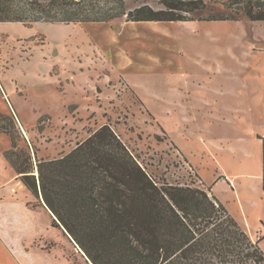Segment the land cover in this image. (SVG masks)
<instances>
[{"label":"rangeland","instance_id":"1","mask_svg":"<svg viewBox=\"0 0 264 264\" xmlns=\"http://www.w3.org/2000/svg\"><path fill=\"white\" fill-rule=\"evenodd\" d=\"M166 1L0 0L2 156L9 153L20 166L27 156L34 165L58 159L106 124L159 183L206 191L171 137L181 140L208 180L231 158L225 151L198 157L208 148L203 142L214 137L223 146L246 147L254 154L247 160L253 172L263 176L262 143L236 144V138L264 122L261 110L252 115L246 106L244 68L247 44H264V23L195 20L230 12L220 0H204L206 8L185 14L198 21L193 25L126 27L128 13L140 7L165 11ZM229 51L241 62L230 60ZM219 61L230 70L217 72ZM9 168V179L0 181V202H20L29 212L23 208L27 216L12 221L16 237L0 239V264H91L65 230L53 226L41 196L34 197ZM232 211L238 218L237 212L249 214L247 223L262 233L250 238L263 237L264 253L259 209L236 205Z\"/></svg>","mask_w":264,"mask_h":264},{"label":"trees","instance_id":"2","mask_svg":"<svg viewBox=\"0 0 264 264\" xmlns=\"http://www.w3.org/2000/svg\"><path fill=\"white\" fill-rule=\"evenodd\" d=\"M219 4L229 14L195 20L264 22V0ZM164 6L140 7L127 21H193L185 14L207 4L170 0ZM4 156L23 186L41 196L53 226H61L91 264H264L260 239L253 241L223 205L204 190L155 181L109 125L58 159L34 165L27 156L20 166Z\"/></svg>","mask_w":264,"mask_h":264},{"label":"crops","instance_id":"3","mask_svg":"<svg viewBox=\"0 0 264 264\" xmlns=\"http://www.w3.org/2000/svg\"><path fill=\"white\" fill-rule=\"evenodd\" d=\"M195 22L198 21H127L126 27L138 25L141 23H180L184 25H193ZM131 38H133V36ZM247 47L248 50L246 51L244 56L245 103L248 109L251 111L252 115L257 114V112H259L260 110L263 112L264 115V44H262V47L260 49H254L253 44L250 42L247 44ZM228 58H230V60H233L234 62H241L242 60L232 51H229ZM207 68L210 70L209 66ZM221 70L230 69H227L219 61L216 67V71L219 72ZM233 74L234 79H236L237 74L235 72H233ZM261 120L263 121L264 117L261 118ZM262 123V126L258 125V128H256V130H252L249 135H243L244 137L239 136L238 138H236V144L245 142V144L252 146L255 141L262 143L263 159L261 171L263 176H260V174L253 172L254 168L251 167L249 161L254 158V154H251L249 151H247L246 147L244 151L243 148L241 150L235 148V144L223 146V141L219 140L220 138L214 137L213 139L211 138L203 142L208 146V148L203 147V151H198V157L203 159V157L205 156V152L210 154L211 152L216 153L225 151L230 154L231 158L227 168L224 166H219V168L214 172L212 179L208 180L205 174H200L199 169L195 168V163L193 161L194 156H192L191 153H188L184 149L181 140H179L178 138L174 139L171 137L173 143L177 146L181 155L187 160L188 163H190L194 167L198 175L199 181L201 182L202 187L206 189L208 195L214 197L217 202L223 205L227 213L239 225L244 226V228L246 229V231H244L249 237L252 233L259 234L260 236H262V233L258 229L254 228L249 223H247V220H249V214L242 215L240 212H237L241 217L238 218L236 214H234V212L232 211V208L236 205L243 208L251 207V209L253 208V212L258 208L259 211L255 214V219L261 218L264 220V122ZM206 142H208V144ZM1 151L3 150L0 146V166L2 172L0 173V181H5L6 179H9V176H11L12 168H9L10 163L5 160L6 158H4V155L2 156ZM238 152H240L241 154ZM5 165H7V167ZM4 185L5 183H0V189H2ZM42 204L44 205L43 202ZM14 205L18 206L20 210L17 212H12L17 210L15 207H13ZM24 207V204H21L20 202H0V209L4 208L6 211L5 214L0 213V216L4 215L7 217L6 220H8V222L4 220V222L0 221V223H3V225L0 224V239L2 241L7 242L17 236L16 229L12 226V221H14L15 223H19L17 220H22L21 217L27 216V213L23 212L22 210ZM44 207L46 208V206ZM24 210L26 212H29L27 208H24ZM48 212L51 214L49 210ZM21 233L22 232L20 230V235ZM262 238L263 237L259 238V246L260 242L262 241Z\"/></svg>","mask_w":264,"mask_h":264},{"label":"water","instance_id":"4","mask_svg":"<svg viewBox=\"0 0 264 264\" xmlns=\"http://www.w3.org/2000/svg\"><path fill=\"white\" fill-rule=\"evenodd\" d=\"M43 201V200H42Z\"/></svg>","mask_w":264,"mask_h":264}]
</instances>
